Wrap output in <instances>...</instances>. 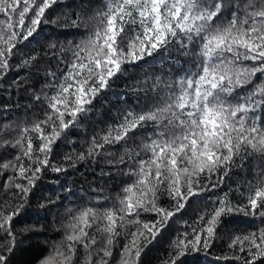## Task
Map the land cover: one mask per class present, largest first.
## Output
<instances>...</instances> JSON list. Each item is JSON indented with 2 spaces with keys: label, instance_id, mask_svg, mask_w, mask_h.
<instances>
[{
  "label": "snow or ice",
  "instance_id": "6c2138e0",
  "mask_svg": "<svg viewBox=\"0 0 264 264\" xmlns=\"http://www.w3.org/2000/svg\"><path fill=\"white\" fill-rule=\"evenodd\" d=\"M0 112V264H264V0H0Z\"/></svg>",
  "mask_w": 264,
  "mask_h": 264
},
{
  "label": "trees",
  "instance_id": "16d2710c",
  "mask_svg": "<svg viewBox=\"0 0 264 264\" xmlns=\"http://www.w3.org/2000/svg\"><path fill=\"white\" fill-rule=\"evenodd\" d=\"M4 113L3 112H0V116H2ZM47 183V182H46ZM20 259H25V258H27V256H21V257H19Z\"/></svg>",
  "mask_w": 264,
  "mask_h": 264
},
{
  "label": "bare ground",
  "instance_id": "6f19581e",
  "mask_svg": "<svg viewBox=\"0 0 264 264\" xmlns=\"http://www.w3.org/2000/svg\"><path fill=\"white\" fill-rule=\"evenodd\" d=\"M26 259V258H25Z\"/></svg>",
  "mask_w": 264,
  "mask_h": 264
}]
</instances>
